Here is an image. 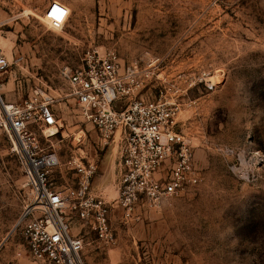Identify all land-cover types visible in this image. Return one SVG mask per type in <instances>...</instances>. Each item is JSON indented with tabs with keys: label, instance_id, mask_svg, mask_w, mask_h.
Instances as JSON below:
<instances>
[{
	"label": "rangeland",
	"instance_id": "obj_1",
	"mask_svg": "<svg viewBox=\"0 0 264 264\" xmlns=\"http://www.w3.org/2000/svg\"><path fill=\"white\" fill-rule=\"evenodd\" d=\"M53 1L71 13L61 29L45 17ZM89 50L113 52L124 66L158 64L194 152L198 185L156 209L141 205L133 220L116 203L118 144L82 119L63 75ZM0 53L10 63L0 115L36 87L54 100L59 133L34 137L61 159L58 185L72 184L64 166L72 155L98 164L93 190L112 205L116 242L71 216L85 239L82 264H264V0H0ZM30 203L20 149L0 131V264H39L21 235Z\"/></svg>",
	"mask_w": 264,
	"mask_h": 264
},
{
	"label": "built area",
	"instance_id": "obj_2",
	"mask_svg": "<svg viewBox=\"0 0 264 264\" xmlns=\"http://www.w3.org/2000/svg\"><path fill=\"white\" fill-rule=\"evenodd\" d=\"M70 14L64 4L53 1L45 17L51 28L61 29ZM9 66L0 53V73ZM63 75L82 119L93 126L102 142L118 144L116 203L126 220H133L141 205L156 209L164 200L198 185L194 152L177 128L180 105L163 95L158 64L142 67L135 61L124 66L113 52L101 56L89 50L80 67L66 68ZM147 89L159 91L154 97L143 96ZM53 101L36 87L21 105L2 104L0 131L10 132L16 140L31 192L21 228L30 256L39 264H82L85 239L72 233L71 216L89 224L101 242L112 245L116 242L110 225L112 205L94 193L98 170L94 160L72 155L64 165L72 184L58 185L64 178L55 176L61 159L34 137L36 129H58Z\"/></svg>",
	"mask_w": 264,
	"mask_h": 264
},
{
	"label": "bare ground",
	"instance_id": "obj_3",
	"mask_svg": "<svg viewBox=\"0 0 264 264\" xmlns=\"http://www.w3.org/2000/svg\"><path fill=\"white\" fill-rule=\"evenodd\" d=\"M50 131H52V135L53 136H55V135H57L59 132H58V130L56 129V128H51V130ZM48 133H50V132H48ZM48 136V137H53V136Z\"/></svg>",
	"mask_w": 264,
	"mask_h": 264
}]
</instances>
